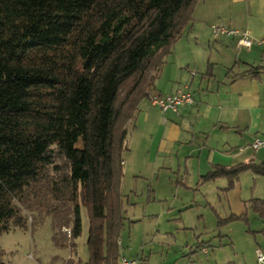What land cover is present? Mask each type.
Segmentation results:
<instances>
[{"label":"trees","instance_id":"16d2710c","mask_svg":"<svg viewBox=\"0 0 264 264\" xmlns=\"http://www.w3.org/2000/svg\"><path fill=\"white\" fill-rule=\"evenodd\" d=\"M198 1L0 0V233L50 215L54 241L72 242L85 208L87 264H120L129 124ZM246 170L264 176V161L205 178L230 189ZM250 208L264 220V199Z\"/></svg>","mask_w":264,"mask_h":264},{"label":"crops","instance_id":"0c3cea01","mask_svg":"<svg viewBox=\"0 0 264 264\" xmlns=\"http://www.w3.org/2000/svg\"><path fill=\"white\" fill-rule=\"evenodd\" d=\"M212 24L248 31L253 43L250 47L239 46L238 34L214 38L209 29ZM183 87L192 93L194 102L180 106L178 112H163L150 99L141 102L137 116L129 124L136 147V165L132 170L142 177L146 169V174L149 172L153 179L156 176L157 182L162 173L171 178L167 174L170 172L184 173L176 179L183 184L219 179L230 213L220 216L209 202L218 218L214 229L220 230L214 237L219 238L217 246L232 244V236L221 231L226 223L221 220L246 214L250 200L260 197L242 199L240 181L227 189L226 177L212 179L205 175L218 164L264 161V145L252 147L256 137L264 139V0L197 2L191 21L173 44L153 93L169 94ZM126 150L132 152L128 144ZM220 151L230 152L223 153L225 161L215 158ZM144 161L149 163L148 168ZM123 165L128 166V159H123ZM152 191L156 189L151 186L149 192ZM189 201L182 200L180 212L197 203L195 198ZM158 202L148 193L141 217L130 220V224L149 220L150 229L147 227L140 242H133L127 249L123 248L120 236V257L138 258L141 264H218L199 261L197 252L203 251L210 240L202 239L203 232H196V224H189L182 212L177 213L180 204L164 210ZM162 215L166 217L163 227L158 221Z\"/></svg>","mask_w":264,"mask_h":264},{"label":"rangeland","instance_id":"374dc122","mask_svg":"<svg viewBox=\"0 0 264 264\" xmlns=\"http://www.w3.org/2000/svg\"><path fill=\"white\" fill-rule=\"evenodd\" d=\"M132 134V129L129 128L126 142L132 152H129L130 150L124 152L125 160L128 159V166L123 165L121 182L123 214L125 216V226L121 232L123 248L127 249L132 246L133 242H140L144 230L151 226L149 220L130 224V220L141 217L148 193L163 205L164 210H168V207L173 204H180L179 208H176L178 214L182 212L179 210L183 206L182 200L190 202L189 200L195 198L196 205L191 209H185L182 214L189 224H196L197 233L203 232L201 233L202 239L210 240V244L209 242L205 243L208 253H204L202 250L197 252L199 261L212 263L217 261L218 264H258L256 248L264 252V221L262 218L251 208H248L245 218L227 221L221 226V231L229 233L233 243L217 246L219 238L214 235H217L220 230L218 231L214 227L218 218L209 202L215 206L220 216L225 217L230 213L226 192L219 187V179L198 180L192 184L189 181V184H183L176 179H181L184 173L177 175L170 172L167 174L173 181L165 173H162L157 182L156 176L153 179L149 172L146 174V169H144L142 177L138 176L132 170L136 165L135 138ZM212 152L215 151L212 150ZM226 152L230 153L229 151H220L218 155H215V158L225 161L222 155ZM183 161L184 159H181V163ZM143 164L145 168H148V162L144 161ZM238 181L241 185L239 196L242 199L252 196L264 198V176L246 170ZM151 186L156 189V192H149ZM202 213H204V217L199 218ZM163 216L160 217V220L158 219L162 227L166 220V217ZM64 233L68 236L67 231L64 230ZM187 233L190 235L191 232ZM53 234L54 228L50 215L34 214L32 217H28L26 226L12 225L8 231L0 233V264H87L90 258L87 244L89 219L85 208L82 209V232L72 242L69 239L63 243H57L53 239ZM181 235L183 236V234Z\"/></svg>","mask_w":264,"mask_h":264},{"label":"built area","instance_id":"2783aa9c","mask_svg":"<svg viewBox=\"0 0 264 264\" xmlns=\"http://www.w3.org/2000/svg\"><path fill=\"white\" fill-rule=\"evenodd\" d=\"M209 29L214 38L238 34L239 39L237 43L239 46L250 47L253 43L248 31H240L224 24H212L209 26ZM149 99L151 104L159 106L163 112L168 110L178 112L180 106L192 104L194 102L192 93L185 87L169 94L153 93ZM263 145L264 139L259 137H256L252 142V147L254 149H258ZM67 232L68 236H70L71 234L69 229H67ZM203 251L206 253L207 249L204 248ZM123 259L126 264H141L138 258L130 259L123 256ZM256 260L258 264H264V252L259 248L256 249Z\"/></svg>","mask_w":264,"mask_h":264},{"label":"bare ground","instance_id":"6f19581e","mask_svg":"<svg viewBox=\"0 0 264 264\" xmlns=\"http://www.w3.org/2000/svg\"><path fill=\"white\" fill-rule=\"evenodd\" d=\"M120 264H126V262H124L123 256L120 257Z\"/></svg>","mask_w":264,"mask_h":264}]
</instances>
